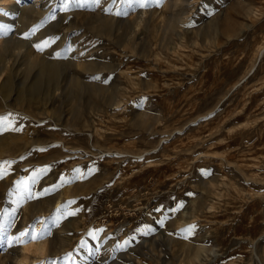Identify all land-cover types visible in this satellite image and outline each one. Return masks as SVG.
Returning <instances> with one entry per match:
<instances>
[{"label":"rangeland","instance_id":"1","mask_svg":"<svg viewBox=\"0 0 264 264\" xmlns=\"http://www.w3.org/2000/svg\"><path fill=\"white\" fill-rule=\"evenodd\" d=\"M17 2L0 264H264V0Z\"/></svg>","mask_w":264,"mask_h":264},{"label":"bare ground","instance_id":"2","mask_svg":"<svg viewBox=\"0 0 264 264\" xmlns=\"http://www.w3.org/2000/svg\"><path fill=\"white\" fill-rule=\"evenodd\" d=\"M9 1V2H8ZM21 1H23V2H25V0H21ZM2 2H4L5 4H4V6L5 7H7L5 10H13V8H20L21 9V6H20V4H21V2H17V3H15V4H11L10 3V0H0V3H2ZM25 4V3H24ZM22 9L23 10H27V11H29V12H33V11H38L39 12V10L35 7V5L33 4L32 6H29V5H23L22 6ZM12 13V12H11ZM10 12H9V14H11ZM3 15V14H2ZM0 18H6L5 16H0ZM8 19V18H7ZM6 19V20H7ZM31 19V18H30ZM2 21H3V19H2ZM1 23V22H0ZM7 23V22H6ZM3 24V23H2ZM4 25V24H3ZM4 26H6V25H4ZM11 39V38H10ZM10 39L9 38H7L3 43H6V45H7V42H9L10 41ZM6 47V46H5ZM36 60V59H35ZM56 64H57V62H50L49 64H45L46 66H45V68L42 70V74H45V75H49V76H54L55 74H57L58 73V68L56 67ZM2 68H3V66H1L0 65V82H1V80H3L4 81V83L6 82V76H5V72L2 70ZM8 78V77H7ZM72 80H73V78H72ZM75 80V79H74ZM73 80V81H74ZM77 81V80H76ZM57 87V86H56ZM62 89V88H61ZM97 134L98 135H100V134H102L101 132H99V131H97ZM121 205V204H120ZM123 207V206H122ZM114 208V207H113ZM124 209V208H123ZM114 210V209H113ZM128 211V210H127ZM117 214V213H116ZM109 220H111V218H109L107 221H109ZM107 221H105V222H107ZM99 222V221H98ZM104 221H100V223H105ZM109 227L110 226H107V227H104V228H101V229H99L98 230V232H105L107 229L109 230ZM107 230V231H108Z\"/></svg>","mask_w":264,"mask_h":264},{"label":"snow or ice","instance_id":"3","mask_svg":"<svg viewBox=\"0 0 264 264\" xmlns=\"http://www.w3.org/2000/svg\"><path fill=\"white\" fill-rule=\"evenodd\" d=\"M112 2H113V4H115L116 3V0H112ZM122 2H123V0H122ZM128 2L131 3L132 0H128ZM94 3L99 4L100 3V0H94ZM138 3H139V7H145V6H147V0H138ZM108 11H111V9H108ZM116 14L117 15H121V14H125L126 15V13H121L120 11H117ZM0 30H2V32H3L4 35H7V32L9 31V29H6L5 26H3V25H0ZM25 38H27V34L25 35ZM48 44H49V41H44V42H42V44L36 45V47L38 49L42 50L43 47H47ZM7 120H8V117H0V125H4L7 122ZM46 234L47 233H44V232H42L40 234H36L35 232H33L31 234H29L27 232H22L21 233V236H29V238L31 240H37V239L44 238V236ZM16 239L18 240L19 238H16ZM21 242H23V241H21ZM70 255L71 254H69V258H70ZM42 264H45V262H42Z\"/></svg>","mask_w":264,"mask_h":264},{"label":"built area","instance_id":"4","mask_svg":"<svg viewBox=\"0 0 264 264\" xmlns=\"http://www.w3.org/2000/svg\"><path fill=\"white\" fill-rule=\"evenodd\" d=\"M107 209H110L109 210V212H107V213H105V212H103L98 218H99V221H107L109 218H113L115 215H117L116 214V212H114V210H112L113 209V205H112V203L111 202H109L108 204H107ZM135 212V211H134Z\"/></svg>","mask_w":264,"mask_h":264}]
</instances>
